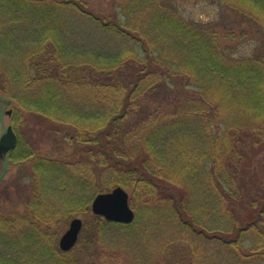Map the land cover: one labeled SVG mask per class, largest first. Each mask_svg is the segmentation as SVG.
<instances>
[{"label": "trees", "instance_id": "obj_1", "mask_svg": "<svg viewBox=\"0 0 264 264\" xmlns=\"http://www.w3.org/2000/svg\"><path fill=\"white\" fill-rule=\"evenodd\" d=\"M106 1L98 15L84 0H0V89L18 120L67 126L81 147L38 156L15 123L8 161L34 157L26 204L47 225L91 216L64 251L33 218L1 213L0 264H77L81 244L92 264H264V54L235 57L177 0ZM211 1L264 26V0ZM116 186L131 224L92 211Z\"/></svg>", "mask_w": 264, "mask_h": 264}, {"label": "rangeland", "instance_id": "obj_2", "mask_svg": "<svg viewBox=\"0 0 264 264\" xmlns=\"http://www.w3.org/2000/svg\"><path fill=\"white\" fill-rule=\"evenodd\" d=\"M84 1L87 9L93 13L103 15L105 12H110V1ZM177 5L182 15L186 18L205 22L215 28L221 45L234 52L235 57L253 56L257 53L264 54V26L261 23L246 20L239 16L238 13H233L224 4L211 0H177ZM74 14H76L73 15L75 24L87 23V19H85L86 21L83 20L84 16L82 17L77 13ZM0 96L10 98L1 89ZM17 109H19V105L15 100L7 103L0 99V136L10 124L15 125L17 123V130L22 136L24 135L23 138L26 136L35 146L36 155L61 159H73L80 155L79 148L81 147H77L76 143L68 142L63 136L65 131L69 130V127L65 126L64 130L56 131L57 127L53 126L52 122H43L44 120L39 122L37 115L32 116L26 111L20 114V119L18 120ZM9 110H11V113H8ZM18 131H16L17 134ZM33 159L34 157L28 159L26 163H11L10 161L7 164L5 163V171L0 174V214H5L4 216L6 217L8 215L15 217L18 214L33 218L41 227L47 229L49 235L55 239V243L60 247L59 240L68 229L71 219L81 217L85 224L91 216L79 214L56 225H47L38 221L26 204L25 198L27 196L26 192H24L29 182L28 177L25 176L27 175V170L24 168L28 169L27 166ZM255 160L257 161L256 168L260 177L259 180L263 179L264 181V152L257 156ZM75 251L77 253V264H92L94 262L95 257H91V252H88L83 244L78 245Z\"/></svg>", "mask_w": 264, "mask_h": 264}, {"label": "water", "instance_id": "obj_3", "mask_svg": "<svg viewBox=\"0 0 264 264\" xmlns=\"http://www.w3.org/2000/svg\"><path fill=\"white\" fill-rule=\"evenodd\" d=\"M0 99L9 103L12 99L0 96ZM11 113V110L8 111ZM18 135L12 124L0 136V174L8 159V155L17 144ZM130 192L123 186H116L108 191L99 192L93 197L92 211L95 214L103 215L104 218L120 223L134 221L135 209L130 206ZM84 221L81 217L71 219L70 225L60 238V247L63 250H70L77 243L83 228Z\"/></svg>", "mask_w": 264, "mask_h": 264}]
</instances>
